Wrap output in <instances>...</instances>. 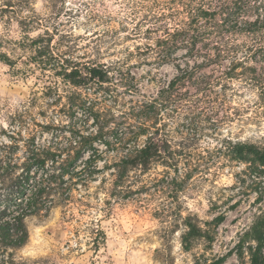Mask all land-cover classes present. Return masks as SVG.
Returning <instances> with one entry per match:
<instances>
[{
	"label": "rangeland",
	"instance_id": "obj_1",
	"mask_svg": "<svg viewBox=\"0 0 264 264\" xmlns=\"http://www.w3.org/2000/svg\"><path fill=\"white\" fill-rule=\"evenodd\" d=\"M30 1L22 13L36 17L30 26L0 1V154L20 163L35 144L78 146V170H86L68 179V201L26 218L30 237L18 256L36 264H251L256 243L247 234L264 215V172L232 149L264 147V30L224 27L210 47L199 44L197 58L181 48L162 61L142 54L157 34L139 33L131 0ZM261 4L251 0L241 20L263 14ZM39 37L105 64L109 81L74 86L41 69L32 58ZM222 50L233 53L205 64L204 54ZM233 67L238 75L227 73ZM156 129L169 142L166 159L127 167L124 158ZM187 217L210 235L190 250Z\"/></svg>",
	"mask_w": 264,
	"mask_h": 264
},
{
	"label": "trees",
	"instance_id": "obj_2",
	"mask_svg": "<svg viewBox=\"0 0 264 264\" xmlns=\"http://www.w3.org/2000/svg\"><path fill=\"white\" fill-rule=\"evenodd\" d=\"M0 1L4 3L1 6L2 12L15 13L20 17L22 25L30 26V21L36 18L22 15L24 9L31 7L30 0ZM130 4L133 14L141 15V21L137 24L139 33L157 34L155 42L143 44L142 54L155 53L162 61L173 58L181 48H186L189 56L197 58L199 44L210 47L214 36L224 34V27L232 33L243 32L252 35L264 30V12H258L255 20H241V16L249 11L251 0H131ZM259 8L264 11V4ZM145 23L149 24L141 31ZM45 31L50 34L49 29ZM36 45L32 56L34 63L44 70L48 67L54 69L74 86L102 85L110 79V69L105 64L79 60L69 52L60 51L57 43L44 37H39ZM228 53L233 52L222 50L217 55L206 53L205 64L231 55ZM227 73L239 74L235 67ZM185 74L184 72L182 76H177L171 86ZM171 86L167 91L171 90ZM156 103L157 100L154 99L151 105ZM142 127L144 134L150 129L146 123ZM139 135L135 134V138H139ZM168 146V140L156 129L152 134H148L145 145L133 149L123 162L127 167L146 169L152 161L163 157L166 159L167 153L170 152ZM4 147L6 150L9 148L8 145ZM64 149L54 150L35 144L20 163L15 154L12 157L7 156L6 160H3L2 156H5L0 154V264L37 263L18 256L17 253L27 244L30 237L26 218L42 212L49 214L57 201H68L72 189L68 179L83 175L82 172L86 170L85 167L78 170L77 162L83 156V151L78 146ZM232 152L235 159L249 163L252 170L264 172V147L238 142ZM79 177L80 180L84 177L88 179V174ZM218 219L221 220L222 217ZM185 225L187 231L182 239L185 250H190L194 240L210 236L191 217L185 219ZM247 235L256 243L255 247H251V264H264V215ZM197 264H225V260L219 258L211 263L199 260Z\"/></svg>",
	"mask_w": 264,
	"mask_h": 264
}]
</instances>
